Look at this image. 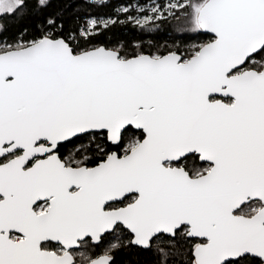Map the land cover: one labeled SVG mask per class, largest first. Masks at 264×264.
<instances>
[{
    "label": "snow or ice",
    "instance_id": "1",
    "mask_svg": "<svg viewBox=\"0 0 264 264\" xmlns=\"http://www.w3.org/2000/svg\"><path fill=\"white\" fill-rule=\"evenodd\" d=\"M52 5L0 0V264H264V0Z\"/></svg>",
    "mask_w": 264,
    "mask_h": 264
},
{
    "label": "trees",
    "instance_id": "2",
    "mask_svg": "<svg viewBox=\"0 0 264 264\" xmlns=\"http://www.w3.org/2000/svg\"><path fill=\"white\" fill-rule=\"evenodd\" d=\"M77 2L78 0H53L52 8L47 11H56L61 8H66L65 19L67 22L71 23L73 10L76 7ZM113 2H124V0H113ZM105 11H110V9H106ZM46 14L47 12L44 13V15ZM41 18L42 16H30L18 21L9 20V31L14 32L16 29L26 25L34 27L37 20ZM120 19L123 20L124 17L121 16ZM140 35V31L132 26L124 27L117 25L116 27H113L111 31L104 32L103 35L99 36L96 42H107V40L111 38L112 40H122L135 44ZM157 37L161 43H163V40L167 38L164 30H161L157 34ZM117 264H150V256L146 252H136L133 250L131 253H122L118 257Z\"/></svg>",
    "mask_w": 264,
    "mask_h": 264
}]
</instances>
